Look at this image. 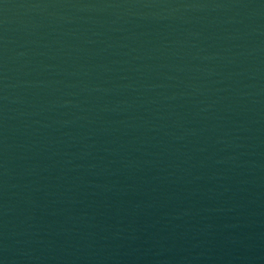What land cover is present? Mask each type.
Returning a JSON list of instances; mask_svg holds the SVG:
<instances>
[{"label": "water", "instance_id": "obj_1", "mask_svg": "<svg viewBox=\"0 0 264 264\" xmlns=\"http://www.w3.org/2000/svg\"><path fill=\"white\" fill-rule=\"evenodd\" d=\"M263 94L264 0H0V235Z\"/></svg>", "mask_w": 264, "mask_h": 264}]
</instances>
